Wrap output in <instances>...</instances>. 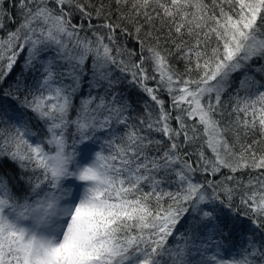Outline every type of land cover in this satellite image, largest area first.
Instances as JSON below:
<instances>
[{
  "label": "snow or ice",
  "instance_id": "6c2138e0",
  "mask_svg": "<svg viewBox=\"0 0 264 264\" xmlns=\"http://www.w3.org/2000/svg\"><path fill=\"white\" fill-rule=\"evenodd\" d=\"M0 264H264V0H0Z\"/></svg>",
  "mask_w": 264,
  "mask_h": 264
},
{
  "label": "trees",
  "instance_id": "16d2710c",
  "mask_svg": "<svg viewBox=\"0 0 264 264\" xmlns=\"http://www.w3.org/2000/svg\"><path fill=\"white\" fill-rule=\"evenodd\" d=\"M97 2H98V0H97ZM108 2H109V0H105V3H108ZM126 43H127V46L129 48H134V49H136V51H139V49L136 46V43H135L134 40H131V39H127L126 38ZM18 72H19V69H17V73ZM124 90H125L126 93L127 92H131V97L130 98H132L136 94L137 98L143 103V99L144 98L135 89H128L127 86H125V89ZM9 174L11 175V172ZM245 225L246 226H249L247 221H245ZM224 244L227 245L228 244V241H224Z\"/></svg>",
  "mask_w": 264,
  "mask_h": 264
},
{
  "label": "bare ground",
  "instance_id": "6f19581e",
  "mask_svg": "<svg viewBox=\"0 0 264 264\" xmlns=\"http://www.w3.org/2000/svg\"><path fill=\"white\" fill-rule=\"evenodd\" d=\"M152 84L153 82H149ZM133 102V107L136 109V112L133 115H136L141 110L142 102L137 98L136 94L131 98Z\"/></svg>",
  "mask_w": 264,
  "mask_h": 264
}]
</instances>
